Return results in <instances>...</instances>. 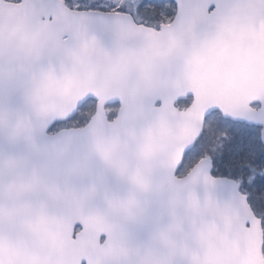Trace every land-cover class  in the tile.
Returning <instances> with one entry per match:
<instances>
[{"label":"snow or ice","instance_id":"snow-or-ice-1","mask_svg":"<svg viewBox=\"0 0 264 264\" xmlns=\"http://www.w3.org/2000/svg\"><path fill=\"white\" fill-rule=\"evenodd\" d=\"M0 264H264V0H0Z\"/></svg>","mask_w":264,"mask_h":264}]
</instances>
